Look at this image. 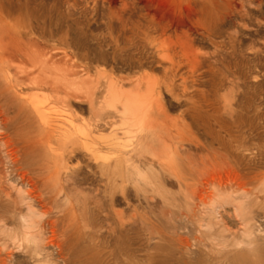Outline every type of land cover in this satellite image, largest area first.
Here are the masks:
<instances>
[{"label": "rangeland", "instance_id": "rangeland-1", "mask_svg": "<svg viewBox=\"0 0 264 264\" xmlns=\"http://www.w3.org/2000/svg\"><path fill=\"white\" fill-rule=\"evenodd\" d=\"M0 13V39L26 51L7 63L0 49V187L29 219L0 217V264H264V0H0ZM110 80L153 89L164 114L130 132L106 106ZM34 95L51 98L48 126ZM246 219L240 249L221 227Z\"/></svg>", "mask_w": 264, "mask_h": 264}, {"label": "bare ground", "instance_id": "bare-ground-1", "mask_svg": "<svg viewBox=\"0 0 264 264\" xmlns=\"http://www.w3.org/2000/svg\"><path fill=\"white\" fill-rule=\"evenodd\" d=\"M164 3H166V2H164ZM2 14L3 13H0L1 18L6 19ZM11 45H12V43L10 42V40H8L6 38L0 39V49L5 52V56L7 58V63L13 62L14 58H16L17 55L22 57L23 56L22 52H26V51H23L24 49L22 48V46H19V44L15 45L14 48H12ZM12 49L15 51L17 50L20 53L16 55V54H14V51ZM186 55L189 56V53L187 52ZM193 61H194V59H193ZM42 80H44V79L40 76L39 83L43 82ZM50 99L51 98H48V97L41 98L37 95H34L31 99V102H32L33 107H34V112L36 113L37 118L43 124H45L47 126L51 124L52 117H53L51 115L52 114V112H51L52 107L47 108V102H49ZM106 106L109 109H111L112 111H114L116 116L123 119L122 125H128L130 127V132H133L132 131L133 128H139L140 129V127H144V126L149 127V125L152 126V124H153L152 113L155 111V109L157 110V113L159 115L164 114L163 108L158 103V101L156 100V98L153 94V89H150L147 92L141 93L139 90H136L135 88H133V89H123L122 87L116 88V82L114 80H110L108 82L107 95H106ZM55 111L56 110H54L53 113H55ZM72 123H74V122H72ZM75 125H76V127H78L80 135L82 136V138L84 140L89 139V133L86 131V129H84L81 126H77V124H75ZM212 138L214 139V137H212ZM213 139H212V142H214V140H216V139H214V140ZM92 143L86 144V146H89L88 148H86V150L88 151L89 154H92L96 159L101 158L102 156L99 153L101 148L95 149L94 147L90 146V145H93ZM218 145L219 146H215L214 144L211 143V144H208V146H204V147H206V148L211 147V149L214 150L215 153H217L219 149H223L226 151V153L229 155V157H231V159H232V157L235 158V156L233 155L234 146H231V147H228L225 145L223 146L221 143H219ZM197 147H199V146H197ZM15 159L16 158H14L13 160L16 162ZM11 160H12V158H11ZM221 183L223 184V182H221ZM12 194L8 190V187H7V189H6V187H3V186L0 187V206L2 204L1 202L5 201L4 204L5 203L8 204V207H9L8 210H5V213L0 215V217H2V215H3V217H2L3 221H1V223H4L8 217L11 218V220L14 219V222H15V219H18L20 217V221L25 225V227H28V223H29L28 216L26 214L21 215V216H19V214H16V210L18 209V201H13ZM37 202H40V200ZM5 209H7L6 206H5ZM27 209H31V206L28 205ZM1 210H2V208L0 207V212H1ZM234 210H235L234 212L238 211V206H235ZM46 213L47 212H45V214ZM117 214H118V216L120 215V213H117ZM250 223L251 222L246 219V221L245 220L242 221V224L240 225V227L238 229L233 230L225 224L222 225L221 229L226 234L230 243L232 241L236 240L237 248L242 249V247L243 248H244V246L247 247L249 244L254 245L253 242L249 240L250 232L252 230ZM53 227H54V225H52L50 228L52 229ZM50 245L59 249L58 250L59 255H62L63 251L61 250L62 248L59 244L52 242V244H50ZM47 246H49V245L45 241L31 245L30 248L32 250V257L35 258L36 260L38 259V261H39L40 255L43 254V252H44V250H46Z\"/></svg>", "mask_w": 264, "mask_h": 264}]
</instances>
